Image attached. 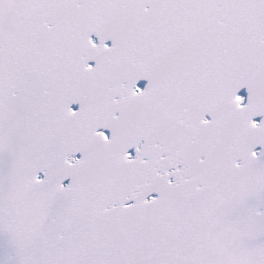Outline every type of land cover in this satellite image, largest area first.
Listing matches in <instances>:
<instances>
[{"label":"snow or ice","instance_id":"snow-or-ice-1","mask_svg":"<svg viewBox=\"0 0 264 264\" xmlns=\"http://www.w3.org/2000/svg\"><path fill=\"white\" fill-rule=\"evenodd\" d=\"M0 264H264V0H0Z\"/></svg>","mask_w":264,"mask_h":264}]
</instances>
